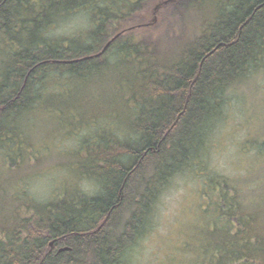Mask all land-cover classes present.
Masks as SVG:
<instances>
[{
  "label": "trees",
  "instance_id": "1",
  "mask_svg": "<svg viewBox=\"0 0 264 264\" xmlns=\"http://www.w3.org/2000/svg\"><path fill=\"white\" fill-rule=\"evenodd\" d=\"M155 1L0 0V153L16 164L26 158L40 108H50L77 130L90 129L82 122L90 112L94 125L104 117L116 124L102 129L93 145L89 139L83 144L89 157L81 172L101 192L78 190L46 203L16 197L13 218L0 221V264H127L156 225L171 181L208 152L230 90L247 85L263 67L264 0H221L218 10L213 5L206 13L201 8L210 0H160L168 6L158 19L149 12ZM200 11L198 22L192 17ZM80 13L88 20L84 30L52 35ZM156 24L162 32L152 42L122 36ZM118 38L124 41L114 43ZM173 40L180 43L167 48ZM6 43L9 50L3 51ZM131 55L140 59L136 77L108 74L123 61L118 56ZM60 79L62 89L55 87ZM63 82L79 86L75 97L64 94L69 88ZM106 82L118 105L79 116L76 107L88 99L76 95ZM257 144L263 150L264 142ZM259 176L264 171L244 189L207 174L204 196L216 201L198 264H264Z\"/></svg>",
  "mask_w": 264,
  "mask_h": 264
},
{
  "label": "rangeland",
  "instance_id": "2",
  "mask_svg": "<svg viewBox=\"0 0 264 264\" xmlns=\"http://www.w3.org/2000/svg\"><path fill=\"white\" fill-rule=\"evenodd\" d=\"M220 2L221 0L207 1L201 9L212 11L215 6L218 10ZM167 6L168 3L161 5L160 0L155 1L151 4L149 12H155L158 19L162 9ZM202 11L194 13L195 17L192 18L199 22L204 14ZM66 22L54 29L52 35L78 33L88 25L85 13L74 15ZM136 28L121 34L125 37L133 34L142 41L152 42L162 32L157 24L148 28ZM118 34L119 37L120 33ZM121 41L124 40L120 38L114 43ZM179 43L180 41L173 40L167 44V48H173ZM113 47L114 44L110 49V55L113 54ZM2 50H9L7 43L2 45ZM118 57L124 58L123 61L121 60V63L116 61V68L108 74L116 79L129 74L136 77L141 65L140 59H137L135 55ZM128 62H132L133 65L128 67ZM109 75L108 78H111ZM61 84L60 79V86L55 87L62 89ZM63 85L64 88H69L67 92L64 91V94H74L75 97L79 86L72 82L68 86H65L63 82ZM124 88H129L126 83H124ZM233 89L228 95L229 103L221 117H218L213 132L210 133L212 136L208 152L194 160L185 171L171 181L158 205L156 225L151 227L142 242L139 241L140 247H136L135 250H140L134 258L128 260L127 264H198V262H203V244H206L208 224L214 218L216 201L213 196H204L208 187L207 174L214 172L221 179H229L232 184L249 189L250 185L258 179L256 176L264 171V148L260 150L258 144L256 145L258 142H264V64L257 72V77L252 78L247 85ZM112 90H114L113 85L106 82L98 88H89L84 96L77 94L80 101V96L88 99L86 104L79 101L80 104L76 107L79 116L84 115L82 112L88 113L100 107H116L118 104H114V101L109 98ZM40 110L35 114V125L32 129L31 140H29L31 144L28 143L31 147L26 148L24 152L26 158L16 164L17 162L8 161L6 155L0 153V221L13 218L17 203L15 199L20 195H31L39 202L46 203L52 197L75 193L78 190L87 195H97L101 192L98 182L85 178L81 172V162H86L89 157V151L83 144L89 139L88 141L93 145L97 134L101 133L104 128H114L115 122L104 117L98 120L97 125H94L95 121L90 122L94 117L90 112L85 119H82V122L85 121L84 125H91L90 129L81 126L77 130L71 127L68 121H65L68 122L66 124L62 117L50 108L46 110L40 108ZM74 123L72 126L79 127V124ZM259 178H264V176H259ZM24 188L27 194H22ZM259 231H264V228L260 227Z\"/></svg>",
  "mask_w": 264,
  "mask_h": 264
},
{
  "label": "water",
  "instance_id": "3",
  "mask_svg": "<svg viewBox=\"0 0 264 264\" xmlns=\"http://www.w3.org/2000/svg\"><path fill=\"white\" fill-rule=\"evenodd\" d=\"M110 44V43H109ZM109 46V45H108ZM108 46L106 47V49L108 48ZM105 49V50H106ZM101 54H103V53H101ZM52 245H53V243H52ZM71 249L70 248H62V249H60V252H64V251H70Z\"/></svg>",
  "mask_w": 264,
  "mask_h": 264
},
{
  "label": "bare ground",
  "instance_id": "4",
  "mask_svg": "<svg viewBox=\"0 0 264 264\" xmlns=\"http://www.w3.org/2000/svg\"><path fill=\"white\" fill-rule=\"evenodd\" d=\"M207 11H204V13H206ZM46 80H48L47 78H46Z\"/></svg>",
  "mask_w": 264,
  "mask_h": 264
}]
</instances>
